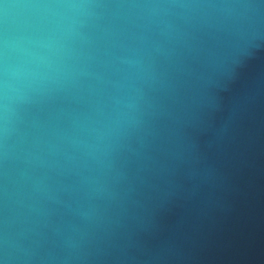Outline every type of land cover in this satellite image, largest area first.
I'll return each instance as SVG.
<instances>
[{"label": "water", "instance_id": "95a60500", "mask_svg": "<svg viewBox=\"0 0 264 264\" xmlns=\"http://www.w3.org/2000/svg\"><path fill=\"white\" fill-rule=\"evenodd\" d=\"M0 264H264V0H0Z\"/></svg>", "mask_w": 264, "mask_h": 264}]
</instances>
